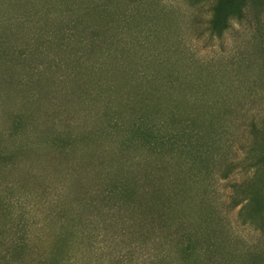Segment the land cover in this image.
Here are the masks:
<instances>
[{
	"label": "rangeland",
	"instance_id": "374dc122",
	"mask_svg": "<svg viewBox=\"0 0 264 264\" xmlns=\"http://www.w3.org/2000/svg\"><path fill=\"white\" fill-rule=\"evenodd\" d=\"M106 1L0 0V264L159 263L153 227L140 237L151 212L112 195L152 145L177 183L198 147L214 154L210 196L234 245L264 248L230 208L232 186L253 176L254 142L264 158L251 129L264 123V0L257 20L229 16L222 34L215 0ZM252 188L256 217L264 165ZM203 189L176 209L196 219Z\"/></svg>",
	"mask_w": 264,
	"mask_h": 264
},
{
	"label": "trees",
	"instance_id": "16d2710c",
	"mask_svg": "<svg viewBox=\"0 0 264 264\" xmlns=\"http://www.w3.org/2000/svg\"><path fill=\"white\" fill-rule=\"evenodd\" d=\"M108 1L103 2L100 8H105ZM135 1L131 0L130 3L133 4ZM256 4L254 0H215L214 14L210 21L211 30L222 34L230 24L229 16H235L239 21L245 18L257 20L258 17H255L253 11ZM93 36V40L97 41L99 33L94 31ZM196 113L192 115L191 119L193 121L201 120L200 113ZM162 124L167 126L165 122ZM258 128L256 123H252L251 129L256 138L263 135L264 123L261 131ZM139 132L148 141L151 131L140 128ZM183 132L185 133V130ZM171 139L172 135L164 141L170 143ZM254 146L255 142L243 162L247 170L254 169L253 176L232 186L230 208L238 210L242 226H251L255 232L264 233V191H261L259 214L255 217L251 212L256 197L253 193L252 182L256 173L258 174L264 165V158L254 159L252 155L255 152ZM152 147L153 145L150 146L152 151H149L140 162L132 166L135 172L130 178L122 181L123 187L116 184L119 181L113 184L112 195L120 191L125 203L129 202L134 205L140 203L143 209L151 212V218L148 216L143 221V226L144 228L148 227V232L141 233L140 237L143 243L149 242L151 240L150 229L151 226L153 227L159 244L156 256L159 263L155 264H235L236 259H242V264H264V248L261 244L245 247L242 250L238 249L236 244L234 245L237 240L233 228L218 211V205L210 196L209 187L214 178H211L212 174L208 167L211 166L213 160L215 161V155L210 154L209 151L202 152L200 150L203 147H198L200 153H197L191 162L192 168L185 171L177 183L176 179L170 175L169 161L156 160L157 155L152 154L155 150ZM195 147L192 148L196 149ZM161 148L164 150V154L172 150L164 144ZM166 157L168 155H165ZM195 167L198 170H194ZM136 170L141 171L142 175L137 174ZM78 180L79 183L83 182L82 178H78ZM207 182L208 187L206 188ZM197 185H202L205 189L195 197V211L198 216L194 219L190 218L191 216L186 210L176 209V206L180 204L184 206L187 200L186 196H191L190 188L193 190ZM182 186L185 190L180 192L179 188Z\"/></svg>",
	"mask_w": 264,
	"mask_h": 264
}]
</instances>
